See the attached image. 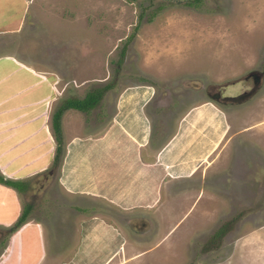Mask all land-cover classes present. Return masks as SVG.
I'll use <instances>...</instances> for the list:
<instances>
[{"label":"crops","instance_id":"1","mask_svg":"<svg viewBox=\"0 0 264 264\" xmlns=\"http://www.w3.org/2000/svg\"><path fill=\"white\" fill-rule=\"evenodd\" d=\"M32 1L21 0L24 12L13 25L7 26L12 10L0 18V30L15 33L29 18L32 26L26 24L31 26L26 34H31L37 25L30 11L25 18L23 14ZM32 41V36L20 41L21 57L12 50L0 54V172L19 180L39 177L50 167L55 147L51 115L58 104L67 97L82 98L83 79L103 81L109 76L99 44L100 48L85 46L88 58L75 62L80 53L67 55L50 40L43 46L49 58H41L42 46L27 47ZM74 47L80 52L81 44ZM56 63L69 65L67 76L62 78ZM67 77L68 82L61 83ZM116 92L110 104L109 89L102 105L86 112L68 108L60 117L62 145L54 170L61 195L51 218L57 224L54 228L70 224L72 246L65 254L47 250L45 223L28 214L0 249V264H153L161 252L157 249L178 220L199 202L204 208L209 199L218 200L219 195L208 188H220L214 175L227 158L237 155L232 143L236 132H229L230 128L249 132L264 126V115L233 125L227 109L210 99H196L173 127L161 121L153 129L147 111L152 85L137 82ZM88 113L94 117L87 119ZM259 130L264 134V128ZM182 201L186 210L162 234L163 224L171 221ZM20 211L18 194L0 184V227L11 225ZM205 213L210 215L207 208L198 215ZM224 216L217 215L209 223ZM194 235L189 239L199 236ZM178 237L165 246L166 253H178ZM189 239L183 237V243L190 250Z\"/></svg>","mask_w":264,"mask_h":264},{"label":"rangeland","instance_id":"2","mask_svg":"<svg viewBox=\"0 0 264 264\" xmlns=\"http://www.w3.org/2000/svg\"><path fill=\"white\" fill-rule=\"evenodd\" d=\"M32 2L34 4H26L28 10L23 16L25 18L30 11L36 29L26 34L32 26L27 18L20 26V30H26L22 36L20 30L15 33L0 30V54L12 50L16 57L23 56L20 41L32 36L29 49L38 44L43 47L45 41L50 40V44L61 47L67 55L78 57L80 53L81 57L71 58L76 62L88 58L84 55L85 46L93 44L100 48L99 44L100 49L104 48L103 67L109 76L103 81L83 79V90L102 86L113 76L114 85L109 88L112 93L106 98L110 104L119 88L143 81L152 85L153 96L147 111L153 129L160 127L161 121L166 122L167 128L173 127L178 115L196 99H210L227 109L228 120L232 119L233 125L261 119L264 115V0ZM9 10L13 11V19L8 20L7 26L13 25L24 12L21 0H0V18ZM26 24L31 26L28 28ZM79 44L80 52L74 47ZM124 44L123 60L117 75H113L114 61ZM47 53V48L43 47L41 58L48 59ZM66 64L54 66L60 70L62 78L67 76L65 70H69ZM251 73L259 74L258 85L253 83ZM68 79H62L61 83ZM255 85V93L241 102L224 100L227 96L247 92ZM98 104L102 105L101 100ZM87 117H94L93 113H88ZM261 128L264 126L257 130ZM236 130L231 127L229 132H236L232 143L237 155L232 158L229 155L231 159L227 158L214 175L220 188H208L219 195L218 200L209 199L204 208L199 202L192 213L178 220L187 208L186 201H182L171 221L161 228L164 234L178 220L163 239L166 243L157 249L161 252L153 264H264V134L257 130ZM22 180H28L29 186L17 193L21 206L30 203L29 214L34 220L45 223L47 250L60 249L65 254V249L72 246L70 239L74 238V231L68 222L54 228L57 224L53 223L51 213L57 209L61 195L55 170L50 175L43 173ZM206 208L210 215H198ZM217 215L225 216L209 223ZM217 230L219 236L212 235ZM190 235L199 236L190 240ZM8 236L0 227V249ZM176 236L181 238L179 251H182L172 256L165 252L168 250L165 246L175 243ZM183 237L190 240V250L183 243Z\"/></svg>","mask_w":264,"mask_h":264},{"label":"trees","instance_id":"3","mask_svg":"<svg viewBox=\"0 0 264 264\" xmlns=\"http://www.w3.org/2000/svg\"><path fill=\"white\" fill-rule=\"evenodd\" d=\"M194 1L198 2L199 0H194ZM124 50H125V44L122 46L119 52V57L117 58L116 61H114L113 75H117L118 73V69L123 60ZM113 85L114 83L112 76L110 82H107L102 86H95L87 90L82 98H74V97L65 98L58 104V106L55 108V110L51 115V130H52L53 140L55 142L54 153L50 167L43 173L50 174L55 169L59 160V155L61 152V145H62V136L60 130V117L62 112L68 108H74L83 112L88 111L89 109L95 107L100 102L101 98L104 95V92L109 88L113 87ZM0 184L12 188L16 193H20L27 190L29 186L28 180L11 179L5 177L1 172H0ZM30 209H31L30 203H26L21 206V211L14 220V222L8 227L4 228L5 233L7 235L15 232L26 221Z\"/></svg>","mask_w":264,"mask_h":264},{"label":"water","instance_id":"4","mask_svg":"<svg viewBox=\"0 0 264 264\" xmlns=\"http://www.w3.org/2000/svg\"><path fill=\"white\" fill-rule=\"evenodd\" d=\"M255 84V83H254ZM256 86L254 88H252L251 90L247 91V92H243L242 94H239L237 96H230V97H225L224 100H229L235 103L241 102L243 99L247 98L248 96H251L252 94L255 93L256 91Z\"/></svg>","mask_w":264,"mask_h":264},{"label":"flooded vegetation","instance_id":"5","mask_svg":"<svg viewBox=\"0 0 264 264\" xmlns=\"http://www.w3.org/2000/svg\"><path fill=\"white\" fill-rule=\"evenodd\" d=\"M251 78H253V83H255L256 85H258V81H259V74H256V73H251ZM255 85V86H256ZM216 99H219V96L217 97V94H216ZM214 232V231H213ZM212 232V233H213ZM218 230L216 232H214L212 235L214 236H219V233H217ZM224 234V233H223ZM187 264H192L191 262L187 263Z\"/></svg>","mask_w":264,"mask_h":264}]
</instances>
